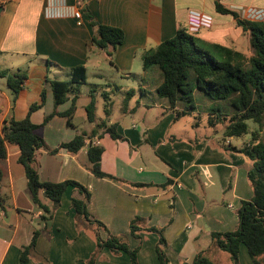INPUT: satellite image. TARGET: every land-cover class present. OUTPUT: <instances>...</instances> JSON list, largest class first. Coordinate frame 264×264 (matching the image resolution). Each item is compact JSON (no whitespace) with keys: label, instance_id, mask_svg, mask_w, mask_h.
<instances>
[{"label":"crops","instance_id":"0c3cea01","mask_svg":"<svg viewBox=\"0 0 264 264\" xmlns=\"http://www.w3.org/2000/svg\"><path fill=\"white\" fill-rule=\"evenodd\" d=\"M46 1L5 0L0 4V72L24 75L17 97L7 79L0 77L4 86L0 89V126L30 115L40 126L37 134L50 150H57L52 153L42 148L37 152L40 180L74 181L85 187L90 193V219L103 223L106 229L99 230L77 217L71 201L82 196L72 186L53 217L43 220V212L30 196L25 168L19 162L20 149L7 144L8 156L0 163V264H21L36 232L39 235L28 264H84L95 254V264H132L126 252L99 250L98 234L104 240L109 234L122 237L132 250L140 247L138 264H160L156 252L159 236L143 230L138 232L141 240L134 238L131 223L136 218L144 220L139 225L143 229H164L167 264H192L200 252L206 251V256L216 252L211 234L234 231L241 202L253 196L247 178L251 162L240 153L221 149L216 136L189 139L169 132L177 120L166 102H155L162 111L152 117L146 113L151 109L146 101L131 108L129 99L136 95L135 84L141 99L149 97L145 78L153 71L144 70L143 56L172 39L179 29L187 28L190 11L212 17V28L197 34L207 43L241 51L246 42L250 45L249 33L233 15L217 12V0H66L82 11V26L74 19L47 18ZM221 4L241 19H248L251 10H264V0H222ZM100 25L122 30L123 43L116 49L99 47L95 40ZM80 66L86 68L87 82L80 87L75 110L68 118L61 114L70 110L74 95L56 108L51 82L70 81L72 71ZM119 80L128 81L131 90L119 85ZM43 91L45 102L30 113L33 105L42 102ZM117 99L124 108L122 115L113 116ZM91 103L95 106L92 122L87 110ZM101 103L105 119L98 116ZM106 104L110 106L108 114ZM54 112L59 114L45 124ZM103 123L117 124L122 139H113ZM82 134L85 146L79 152L61 147ZM230 142L238 148L246 143ZM91 145L104 148L102 170L118 182L98 178L90 171ZM44 202L52 207L47 199ZM202 239L211 241L204 250L199 244ZM226 253L221 250L215 259L208 258L214 264L226 262V258L233 264ZM239 264H253L245 247L241 248Z\"/></svg>","mask_w":264,"mask_h":264},{"label":"trees","instance_id":"16d2710c","mask_svg":"<svg viewBox=\"0 0 264 264\" xmlns=\"http://www.w3.org/2000/svg\"><path fill=\"white\" fill-rule=\"evenodd\" d=\"M222 0L216 1L217 12L231 14L238 19V25L250 35V46L253 55L224 46L219 43H207L188 32L187 28H181L176 35L162 42L158 47L146 52L143 56V67L145 71L158 68L161 72L162 82L156 89V94L161 100L167 102L168 109L175 114V120L197 113L195 95L200 92L209 102L223 103L222 107H211L206 117V127L213 128L212 136H217L222 127V137L216 140V144L226 152L242 154L251 162L247 173L248 181L253 189L250 200L241 202L237 211L238 226L231 232H213L211 237L215 246L229 253L233 264H239V254L245 247L253 264H264V140L262 130L264 127V22L241 19L240 16L222 4ZM99 37L95 43L101 48L116 49L124 41L122 30L100 25ZM197 35V34H196ZM0 77L6 78L8 86L15 97L18 96L24 75L13 76L8 71H1ZM87 82V72L84 66L72 71L70 81H53L51 88L54 93L55 107L58 108L65 103L69 95H74L73 104L68 112L61 115L71 118L80 87ZM130 94V93H129ZM46 92L42 93V102L30 108V113L38 110L45 102ZM183 105L182 109L179 106ZM108 110L109 105H105ZM95 109L91 103L87 110L89 121L92 122V110ZM199 113V112H198ZM59 114L46 117L45 124L51 118ZM200 114V113H199ZM201 118V116H198ZM248 122L258 126L257 130H251ZM200 122L194 127H199ZM69 125H71L69 121ZM106 133L115 139H122L117 132V124L108 125ZM101 126V127H102ZM40 126L34 124L28 115L23 120L11 119L9 123L0 126V163L8 156L7 144L15 145L20 149V164L25 168L28 180V189L33 203L43 212V220L48 221L53 217L55 210L60 205L67 189L72 186L77 189L82 198H72L71 205L77 217L85 219L96 225L99 230L106 229L103 223L90 219L87 201L90 200L88 190L74 181L62 183L42 182L39 178L38 151L42 148L50 150L44 139L37 134ZM251 133V139L240 148L231 145L230 139L242 138ZM85 146L84 134L77 136L73 141L64 143L62 148L71 153L79 152ZM104 148L101 146L89 147L90 171L98 178H107L119 181L116 177L102 170L101 162ZM3 179V171L0 166V184ZM47 199L52 207L44 202ZM3 204L0 198V210ZM141 218H136L131 223V234L134 238L141 240L138 232L148 231L159 236L156 247L160 264H167L165 253L167 241L164 237V229L157 227H139ZM39 233L36 232L31 245L24 251L21 264H28V255L34 248ZM98 249H109L114 253L126 252L132 264H138L137 255L140 247L132 250L127 241L122 237L109 234L104 240L98 234ZM97 254L93 255L84 264H95ZM182 264H189L183 262ZM192 264H214L207 256L206 251L200 252Z\"/></svg>","mask_w":264,"mask_h":264},{"label":"rangeland","instance_id":"374dc122","mask_svg":"<svg viewBox=\"0 0 264 264\" xmlns=\"http://www.w3.org/2000/svg\"><path fill=\"white\" fill-rule=\"evenodd\" d=\"M196 40L199 42L198 40V36L195 34L194 35ZM241 52L245 53L247 56H251L253 55V51H252V48L251 46L249 45L248 42H246L244 45L241 46ZM152 73H149L146 78H145V82L147 83V85L150 87L148 90L149 92V97L146 98V99H141L140 95H141V92L139 91V86L138 84H135V86H133L134 90L136 91V95L131 97L129 99V107H134L135 104L140 101V102H143V101H146V103L148 104V106L151 107V109L148 111L147 110V114L149 116H152V117H155V116H159L160 112L162 111V109L158 106H155V102H166L165 100H161L156 92L154 91L157 84H159L160 82H162V76H161V72L160 70L156 67V68H153L152 69ZM1 81V79H0ZM119 85H126L128 87H125V89L127 91H130V83L128 81H126L125 83H123L122 80H119L117 82ZM0 89H4V86L3 85H0ZM101 93V91L99 90L98 92H96L97 95H99ZM101 97H99L100 99ZM98 99V101H100ZM143 100V101H142ZM195 103L197 105V111L200 113H195L193 115H189V116H186V117H183L179 120H177L176 122H174L172 124V126L169 128V132H172V133H177L179 135H184V137H188L189 139H194V138H197V137H203L205 135H208V136H211V135H214L213 133V128H208L206 127V117H207V113L209 112L210 108L213 107V108H221L223 103L221 102H217V103H213V102H209L208 100H206L202 94L200 92H197L196 95H195ZM102 101V99H101ZM167 103V102H166ZM98 107V116L101 117L102 119H105L106 118V114L104 113V106L102 105V103L100 105L97 106ZM184 106L183 105H180L179 106V109H182ZM124 108V104L119 100L117 99L116 100V105L114 106L113 108V116H117V115H122V109ZM106 109V108H105ZM146 111V110H145ZM141 115V114H140ZM201 116V118H199L198 116ZM112 118V117H111ZM137 122L141 123L140 119L138 118ZM200 122V126L199 127H194V125L196 123ZM249 125H250V128L251 130H257L258 126L255 125L253 122H248ZM222 127H220V133L216 136L218 138L222 137ZM251 133H249L247 136L245 137H242V138H234L233 139V142L235 144H240L241 142H246L248 140L251 139ZM262 140H264V127H263V130H262ZM210 242L209 241L208 243L202 239L200 241V246H202V250H204L205 248H207L209 245H210ZM215 247V246H214ZM216 252H212V253H208L207 254V257H209L210 259H215V253H220L221 250H219L217 247H215L214 249ZM223 255V254H221ZM228 259H229V255L226 253ZM229 263L230 262V259H229ZM220 264H228V260L226 258V262L222 260V263Z\"/></svg>","mask_w":264,"mask_h":264},{"label":"built area","instance_id":"2783aa9c","mask_svg":"<svg viewBox=\"0 0 264 264\" xmlns=\"http://www.w3.org/2000/svg\"><path fill=\"white\" fill-rule=\"evenodd\" d=\"M5 0H0L3 5ZM44 14L49 19H74L78 26L84 24L83 13L77 6L69 5L66 0H47ZM249 20L264 22V10H251L247 15ZM213 19L211 16L198 11H190L188 15L187 29L190 34H198L203 29H211Z\"/></svg>","mask_w":264,"mask_h":264},{"label":"water","instance_id":"95a60500","mask_svg":"<svg viewBox=\"0 0 264 264\" xmlns=\"http://www.w3.org/2000/svg\"><path fill=\"white\" fill-rule=\"evenodd\" d=\"M1 10V9H0Z\"/></svg>","mask_w":264,"mask_h":264}]
</instances>
